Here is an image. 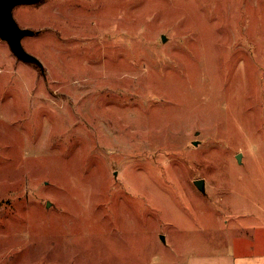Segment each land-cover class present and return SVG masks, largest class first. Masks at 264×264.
<instances>
[{
    "label": "rangeland",
    "instance_id": "1",
    "mask_svg": "<svg viewBox=\"0 0 264 264\" xmlns=\"http://www.w3.org/2000/svg\"><path fill=\"white\" fill-rule=\"evenodd\" d=\"M14 16L46 73L0 38V264H187L256 235L237 210L264 209V0Z\"/></svg>",
    "mask_w": 264,
    "mask_h": 264
},
{
    "label": "crops",
    "instance_id": "2",
    "mask_svg": "<svg viewBox=\"0 0 264 264\" xmlns=\"http://www.w3.org/2000/svg\"><path fill=\"white\" fill-rule=\"evenodd\" d=\"M237 212L258 218L263 215L264 218V209L258 211L242 209ZM261 225L263 226H256V235L251 229L253 235L246 230V237L236 236L233 252L192 256L187 264H264V224Z\"/></svg>",
    "mask_w": 264,
    "mask_h": 264
},
{
    "label": "water",
    "instance_id": "3",
    "mask_svg": "<svg viewBox=\"0 0 264 264\" xmlns=\"http://www.w3.org/2000/svg\"><path fill=\"white\" fill-rule=\"evenodd\" d=\"M42 0H0V38L6 41L14 55L21 61L36 65L45 75V66L42 61L35 55L28 52L23 44V39L27 36L36 35L37 32L22 28L14 16V10L19 5H32L40 3ZM166 41V36H163ZM197 185L202 187V181ZM51 203L48 202L47 205Z\"/></svg>",
    "mask_w": 264,
    "mask_h": 264
},
{
    "label": "trees",
    "instance_id": "4",
    "mask_svg": "<svg viewBox=\"0 0 264 264\" xmlns=\"http://www.w3.org/2000/svg\"><path fill=\"white\" fill-rule=\"evenodd\" d=\"M38 67V66H37ZM39 68V67H38ZM40 69V68H39Z\"/></svg>",
    "mask_w": 264,
    "mask_h": 264
}]
</instances>
